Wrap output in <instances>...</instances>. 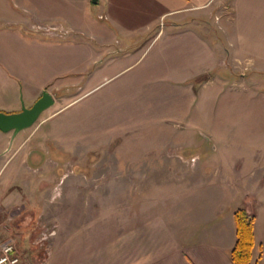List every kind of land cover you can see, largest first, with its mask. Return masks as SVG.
Wrapping results in <instances>:
<instances>
[{
  "label": "crops",
  "instance_id": "0c3cea01",
  "mask_svg": "<svg viewBox=\"0 0 264 264\" xmlns=\"http://www.w3.org/2000/svg\"><path fill=\"white\" fill-rule=\"evenodd\" d=\"M212 31L216 40L210 43L203 33ZM7 38L38 50L31 52L47 62L43 80L36 83L11 68L12 57L3 45ZM154 42L159 43L154 72L167 73L173 85L192 91L193 82L204 74H229L228 64L246 63L264 72V0H0V112H19L24 103L30 107L60 79L72 81L59 82L53 91H71L74 72L82 71H74L73 63L120 61ZM21 133L10 145L11 133L0 132V173L10 168L8 181L27 195L7 202V192L0 194V242L15 240L19 264H232L233 215L239 208L254 216L252 264H264V183L240 190L218 180L206 185L207 165L202 167L197 155L192 156L194 169L186 167L191 157L181 154L172 157L176 162L160 165L162 170L135 158L126 173L134 195L123 204L121 182L107 183L105 178L122 175L106 158L111 153L94 160L86 173L65 157L52 160L45 153L36 155V148L25 150L29 139L23 141ZM47 163L63 167L58 169L59 181L53 185L43 179L35 193L30 173H40ZM190 172L197 177L200 197L208 192L210 199L191 203L173 195L193 184L184 178ZM171 174L183 176L177 187H170L169 180L158 183V177ZM143 175L153 177L151 185L138 183ZM143 192L147 199L139 207ZM124 206L131 210L125 221ZM48 223L60 227V237L55 230L47 248L39 249L35 237L52 227ZM75 226L79 232L73 234Z\"/></svg>",
  "mask_w": 264,
  "mask_h": 264
},
{
  "label": "rangeland",
  "instance_id": "374dc122",
  "mask_svg": "<svg viewBox=\"0 0 264 264\" xmlns=\"http://www.w3.org/2000/svg\"><path fill=\"white\" fill-rule=\"evenodd\" d=\"M203 37L210 43L216 40L214 31L203 33ZM7 40L3 45L12 57L11 68L34 82L43 80L47 62L31 52L38 50L16 39ZM158 44L136 48L120 61L107 63L105 58L99 63H73L74 71L82 70L78 75L74 72L75 86L69 87L71 91H53V86L59 82L64 84L68 80L70 83L72 80L68 78L55 81L52 88L46 89L55 104L33 127L21 133L23 141L29 139L25 150L36 148V155L45 153L47 159L52 160L65 157L86 173L92 170L90 164L94 160L107 156L112 165L122 171L121 176L105 178L107 183L110 180L121 182L123 204L134 195L129 191L131 177L126 173L135 158L137 163L147 161L162 170L160 165L176 162L174 154H181L191 157L186 167L194 169L196 162L192 156L197 155L202 167L204 163L207 165L206 185L216 184L218 180V184L240 190L247 185L253 188L264 183V72L246 63L228 64L229 74L221 71L204 74L193 82L195 90L192 91L173 85L167 73L154 72ZM24 106L29 108L28 104ZM62 106L65 107L55 113ZM105 153L111 154L105 156ZM50 168L53 171L47 174ZM62 168L55 169L52 163H47L40 173H30L33 191L36 193L43 179L56 185L58 169ZM9 169L0 173V194L7 192V202L24 200L27 195L20 190V185L7 179ZM152 178L143 175L138 183L151 185ZM184 178L186 183L193 184L187 192L182 189L174 192L176 199L192 203L211 198L208 192L201 193L203 199L200 197L193 173ZM182 179L183 176L172 174L157 178L158 183L169 180L170 187H177ZM257 179L262 182L254 184ZM153 191L149 195L153 196ZM60 199L63 197L59 195ZM146 199L144 192L139 195V207L140 204L144 207ZM6 200L3 199V203ZM130 215L131 210L124 206L123 221ZM61 219L58 215V220ZM46 226L55 228L60 237L58 225ZM77 228L71 229L73 234L79 232Z\"/></svg>",
  "mask_w": 264,
  "mask_h": 264
},
{
  "label": "water",
  "instance_id": "95a60500",
  "mask_svg": "<svg viewBox=\"0 0 264 264\" xmlns=\"http://www.w3.org/2000/svg\"><path fill=\"white\" fill-rule=\"evenodd\" d=\"M93 1L95 2V0ZM53 105V96L43 91L29 108L22 105L20 111L16 113L0 112V132L11 133L10 145H12L19 133L33 127L40 116Z\"/></svg>",
  "mask_w": 264,
  "mask_h": 264
},
{
  "label": "trees",
  "instance_id": "16d2710c",
  "mask_svg": "<svg viewBox=\"0 0 264 264\" xmlns=\"http://www.w3.org/2000/svg\"><path fill=\"white\" fill-rule=\"evenodd\" d=\"M236 241L230 252L232 264H252L254 239V216L249 215L244 209L234 211Z\"/></svg>",
  "mask_w": 264,
  "mask_h": 264
},
{
  "label": "built area",
  "instance_id": "2783aa9c",
  "mask_svg": "<svg viewBox=\"0 0 264 264\" xmlns=\"http://www.w3.org/2000/svg\"><path fill=\"white\" fill-rule=\"evenodd\" d=\"M55 235L54 229L43 228L35 237L34 245L39 249L47 248L51 237ZM20 260L16 252L15 240L5 238L0 242V264H19Z\"/></svg>",
  "mask_w": 264,
  "mask_h": 264
},
{
  "label": "flooded vegetation",
  "instance_id": "af4514ba",
  "mask_svg": "<svg viewBox=\"0 0 264 264\" xmlns=\"http://www.w3.org/2000/svg\"><path fill=\"white\" fill-rule=\"evenodd\" d=\"M31 157H32V155H31ZM34 158V157H33Z\"/></svg>",
  "mask_w": 264,
  "mask_h": 264
}]
</instances>
